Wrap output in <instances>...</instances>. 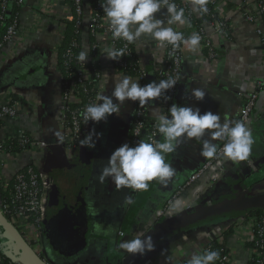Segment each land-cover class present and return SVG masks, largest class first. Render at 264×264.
Segmentation results:
<instances>
[{
  "label": "crops",
  "instance_id": "crops-1",
  "mask_svg": "<svg viewBox=\"0 0 264 264\" xmlns=\"http://www.w3.org/2000/svg\"><path fill=\"white\" fill-rule=\"evenodd\" d=\"M215 1L220 14L228 20V36L216 32L209 21H202L205 38L214 47L216 57L208 58L200 46L196 53L186 49L180 86L173 103L198 107L201 113H219L222 118L226 116L235 121L241 109L242 99L258 91L254 117L248 124L254 141L251 155L247 161L237 163L226 162L225 159L213 161L200 155V145L194 139L182 140L175 153L166 157L167 162L176 169L175 175L167 184L161 185L151 181L147 191L135 192L126 188L117 190L110 178L104 184H100L96 179L111 153L126 143L130 134L129 123L134 102L126 101L119 115L113 114L106 121L91 122L87 125L82 139L93 129L100 134L99 139L93 137L96 140L94 148L82 147L80 142L72 148H67L64 140L58 143L52 130H59L63 136L65 131L60 114V78L51 62L55 60L56 46L62 36L59 27L48 15L38 13V17L33 14L32 9L39 5L41 0H26L20 13L17 36L0 50V104L15 94L20 105L16 116L7 119L0 128V139L26 132L40 146L34 149L35 151L1 153V174L4 179H10L26 165L35 164L42 173L57 181L71 179L73 188L77 187V183L82 184V194L77 197L70 192L69 195L63 196L59 189H53L49 193L47 208L52 193L60 192L64 200L62 203L58 202L60 208L55 207L60 218H63L67 211L74 217L68 222L76 224L80 219L77 216L84 214L88 228L80 246L75 249V257L62 260L61 263L76 261L79 264H119L126 253L118 250L117 245L122 240L134 238L139 231L145 233L153 226H159L162 222H168L178 216H194L204 210L237 204L264 195V20L260 16L253 22L246 18L245 10L257 14L258 0ZM83 2V22L87 24L90 6L88 0ZM63 8L61 0H58L56 10L59 15L62 14ZM189 8L193 15L200 16L192 11L190 2ZM258 29L262 34L257 33ZM178 30L186 37L193 32L198 33V29L188 25L181 26ZM94 39L104 46L107 45L105 34H97ZM81 44L82 50L88 52L89 32L85 28L81 33ZM134 47L140 63L152 73L162 59V49H159L155 42L147 40L143 47ZM153 52L158 59L152 58ZM103 55L104 53L100 60L101 68L104 73L109 74L108 82H105V78L103 80V90L104 94L108 95L113 89L111 77L124 74L112 70V61ZM197 60L200 62L195 63ZM195 88L205 91L203 100L196 101L191 97L190 91ZM161 103L159 100L152 106L161 112ZM149 113L153 116L150 109ZM221 142L215 141L218 146ZM210 161L209 169L204 170L194 182L177 192L178 188L184 185L188 175ZM221 166L223 172L212 182V174ZM65 193L68 194V191ZM72 196L73 201L70 202ZM128 196L132 198L133 203H125V197ZM174 196H178L186 204L180 210H174L171 216L164 217L162 210ZM74 200L75 203H72ZM247 210L240 208L212 212L177 228L161 232L153 238L154 251L147 252L144 256L139 255L135 264H174L176 261L187 264L192 254L200 252L214 239L218 238L222 242L220 235L226 228L225 223L228 225L231 220L243 216ZM71 227L77 232L75 225ZM203 232L210 233L211 238H200V233ZM0 233L8 236L1 225ZM185 236L187 239H184ZM74 237L79 236L72 238ZM0 239L4 244L10 245L4 242L6 239L1 236ZM224 244L226 248L234 251L236 264H247V242L241 240L236 231L232 230L228 234Z\"/></svg>",
  "mask_w": 264,
  "mask_h": 264
},
{
  "label": "clouds",
  "instance_id": "clouds-1",
  "mask_svg": "<svg viewBox=\"0 0 264 264\" xmlns=\"http://www.w3.org/2000/svg\"><path fill=\"white\" fill-rule=\"evenodd\" d=\"M207 3L208 0H190V7L193 12L203 14L208 10ZM100 8L108 33L114 40L125 42L124 47L119 49L107 46L102 49L103 56L108 60L119 61L124 57L127 45L135 44L139 49L145 45L146 40L155 42L159 49L170 45L173 53L181 45L192 53L199 50L201 42L199 33L193 32L185 37L182 31L178 30L181 26L189 25L190 21L185 17L184 8L178 7L175 0H102ZM88 57L89 53L81 50L76 59L85 64ZM152 58L158 59L155 52L152 53ZM104 76L107 83L109 74L104 73ZM111 80L113 82L111 93L104 94L102 88L95 100L86 105L80 113L84 123L106 121L113 114L119 115L126 101L138 102L140 107L148 106L151 110L156 120V133L162 140L156 139L154 134L147 140H139L135 146L124 143L116 148L96 177L100 184H104L110 178L117 190L126 188L133 191H147L151 181L166 185L176 173V169L167 162L166 157L175 153L182 140L194 139L198 142L200 155L204 158L222 156L226 162L232 163L249 159L254 141L252 131L246 123L233 121L226 116L222 118L221 114L212 111L201 113L198 107L176 103L171 104L167 114L152 106L160 99L165 102L171 99L166 93L178 84L179 75L158 81L152 80L144 85L139 83V79H133L128 75L113 76ZM190 95L196 101H201L205 97V91L200 88L191 89ZM52 132L58 143H62L63 134L59 130ZM136 135H140L139 128ZM94 136L99 139L100 134L93 129L80 140V145L94 148L96 144ZM215 141H223L222 147ZM125 203H133L132 198L125 197ZM200 238L210 239L211 235L203 232L200 233ZM117 249L127 254L144 256L147 252L154 251L155 244L151 235L141 234L132 239L122 240ZM219 259V251L205 250L192 254L187 264H214Z\"/></svg>",
  "mask_w": 264,
  "mask_h": 264
},
{
  "label": "built area",
  "instance_id": "built-area-1",
  "mask_svg": "<svg viewBox=\"0 0 264 264\" xmlns=\"http://www.w3.org/2000/svg\"><path fill=\"white\" fill-rule=\"evenodd\" d=\"M1 1V0H0ZM210 2L207 3V12L203 14H199L200 17L203 16L204 18H212L213 20L209 21L214 30L220 33L222 36H228L229 27L225 22V17L221 14L216 15L213 11H211V6L217 7V2L215 0H209ZM57 2L58 0H41L40 4L34 7L33 14L38 16V13L48 15L51 18V21L57 24L58 19L65 18L67 20H74L73 12L76 15L75 23L77 26L81 25V29L84 28L89 32L93 31L95 26L102 28L103 33L107 36V47H115L117 49L124 47L125 42L123 40L116 39L114 40L113 37L107 31V25L105 23V18L101 17L97 13L95 15L89 14V18L87 20V24H84V5L83 0H71L69 3H65L64 0H61L63 4V12L61 15L57 12ZM190 0H181L177 3L178 7H183L185 13L191 12L189 8ZM18 5L25 6L26 0H16ZM1 6L5 8L7 6L5 0L1 1ZM257 14H252V12L246 11V18L250 22L255 21V18L260 16H264V1H260L257 3ZM257 15V16H256ZM264 19V17H263ZM63 23L57 24L59 27L60 33L62 31ZM19 28L17 27V21L15 20L12 24H10L7 28V35L6 39L7 42L11 41L15 36H17ZM198 33L201 36L200 47L202 50L205 51L206 56L208 58H215L216 53L215 49L210 43L208 39L205 38L203 29L200 28ZM258 34H262L261 30H257ZM186 37V36H185ZM262 42L264 43V37L262 38ZM121 44V46H119ZM135 44H129L125 48V56H130L132 54V46ZM93 48H97L99 46L100 50L105 47L100 42L98 45L93 44ZM158 46V45H157ZM2 47V45H0ZM2 49V48H1ZM0 49V50H1ZM162 62L157 64L154 67V72L156 74V80L160 79H167L169 76L176 77L177 75L180 76L181 79V69L183 65L184 55L186 49L183 45L179 49H177L174 53L170 45L166 46L162 49ZM56 52V51H55ZM68 56L70 57V50L67 51ZM103 52V51H102ZM88 61V60H87ZM54 70L56 71L55 67V60L51 62ZM127 63L121 58L119 61H112L111 67L112 70L115 72H120L118 67H126ZM101 68V66H100ZM133 71L136 72L135 77L139 79V83L141 85L147 84L145 81V67L142 63H140L139 59L137 63L132 68ZM57 72V71H56ZM58 73V72H57ZM121 73V72H120ZM68 78L63 79V76L58 73L60 85H59V94L62 100V105L60 109L61 114V124L64 128V141L65 145L68 148L76 147V145L80 142L83 137L85 128L88 124L92 121H88L84 123L82 116L80 113L88 105L90 102L95 100V97L98 93L101 92L102 88L104 89L103 80L105 78L104 71L102 68L95 72L94 78L97 82V86L95 91L90 96H85V104L83 105L82 109L78 108H71L70 104L73 102H81L82 97L80 98L79 94L80 91H87L86 83H88L91 75L86 68L79 72L70 71L68 73ZM180 81L178 84L171 90H169L166 94L171 97L170 100L165 102L163 99H160L162 102V110L163 114H167V109L171 106L174 99L177 97L178 89L180 86ZM260 85V83H259ZM259 97V92L254 91L248 95H246L242 100V105L240 112L237 115L235 121H241L246 123L247 125L250 123L252 118L254 117V109L257 105ZM19 102L17 100H12V97H7L4 102L0 104V119L6 121L7 119L13 118L16 116L19 108ZM66 114L69 117H66ZM150 113L148 106L140 107L138 102H134L133 112L129 123V135L126 139V143L130 146H135V144L139 140H147L149 136H153L155 134V138L158 139L160 135L156 133L155 124L156 120L155 117L153 119L150 118ZM149 117V118H148ZM68 122V123H67ZM66 123L68 126H66ZM139 128L140 135L137 136L136 132ZM15 136L22 140L23 133H18L16 135H9ZM8 136V137H9ZM223 141L219 145L222 147ZM40 145L34 143L32 145L31 150L35 151L34 149L38 148ZM1 154V153H0ZM224 159L222 156H218L217 158H213V161ZM211 165V161L201 167L194 173L188 175L185 179L184 185L182 188H178L179 192L184 187L190 185L194 182L201 173L209 169ZM36 165H30L25 171L17 172L12 177L15 181L13 187V194L11 199H0V212L4 216H9L10 218L7 220L11 223L13 227L20 226L24 224L25 228H29L31 231L30 234H35L32 239L30 236H26L29 241V249L34 255L35 261L37 264H57L53 261L44 249V245L42 243V225L43 221L46 216L47 206H48V198L49 193L53 189L58 188V184L56 179L48 177L42 171L36 168ZM223 172V167H219L212 176V182L216 181L220 174ZM139 192V191H135ZM186 202H182L178 196H174L172 200H169L168 203L164 206L162 210V215L164 217H169L173 214L174 210H180L184 207ZM27 217H34L35 221L33 224H29L26 222ZM231 227L233 232L236 231L239 234V238L247 243L251 244L250 248L247 249V264H264V215L261 217H246L245 215L240 216L231 220L226 228ZM144 231H139L137 235L143 234ZM213 250L208 245L201 249L200 253L203 250ZM216 250V249H214ZM0 251L2 255L7 259L6 262H0V264H29L26 256L21 252V250L14 244L8 245L4 244L0 239ZM217 251V250H216ZM220 259L215 261L214 264H236L234 259V251L225 247L220 248ZM3 260V257H0V260ZM66 264H79L76 261Z\"/></svg>",
  "mask_w": 264,
  "mask_h": 264
},
{
  "label": "trees",
  "instance_id": "trees-1",
  "mask_svg": "<svg viewBox=\"0 0 264 264\" xmlns=\"http://www.w3.org/2000/svg\"><path fill=\"white\" fill-rule=\"evenodd\" d=\"M2 1V0H1ZM1 1H0V45L2 47L7 43L6 35H7V28L10 24H12L15 20L17 21V27L19 28L20 25V13L21 10L23 9V5H18L16 3V0H5L7 6L3 8L1 6ZM71 0H64L65 3H69ZM181 0H175L176 4L179 3ZM264 1V0H258V2ZM208 2H210L208 0ZM89 6H90V11L92 15H95L96 13L100 15L101 17L104 18V14L102 12V9L100 8V4L102 3V0H88ZM211 11H213L216 15H219L220 12L217 9V7L211 6ZM74 15V20H67L65 18H60L58 19L57 24L63 23L62 31H61V40L56 46V52H55V69L58 73H60L63 76V79L68 78V73L70 71L73 72H79L86 68L89 72V75H91L88 83H86L87 91H80V98L82 97L81 102H73L70 104L71 108H80L82 109L83 105L85 104V96H90L94 93L95 88L97 86V82L94 78L95 72L99 71L101 68L100 60L103 52L100 50L99 46L97 48H93V44L98 45V42L94 39V37L97 34L103 33V29L96 27L94 30L91 32L89 31V57L88 61L84 64L79 62L76 57L78 53L82 50V44H81V25L77 26L75 23L76 15L73 12ZM185 17L188 21H190V24L188 26L190 27H195V29H198L199 31L200 28H202L201 24L202 21H211L213 20L212 18H204L203 16L196 17L193 15L192 12L185 13ZM264 17V16H263ZM262 18V20H264ZM225 22L228 23V20L225 19ZM264 22V21H263ZM56 24V25H57ZM121 46V44L119 45ZM0 47V49L2 48ZM68 50H70V57L68 56ZM122 59L127 63L126 67H118L119 71L128 76H133L135 77L136 72L132 70L134 68V65L138 61V56L135 51V47L132 46V54L128 57L125 56L122 57ZM145 81L148 83L152 80H156V74L153 71L152 73H149V71L145 68ZM12 100H17L18 97L15 94L11 95ZM163 113V110L161 111ZM66 117L68 118L69 115L66 114ZM149 118V117H148ZM153 116H150L149 119H153ZM68 123V122H67ZM66 123V126L68 124ZM5 124V121L0 119V128H2ZM23 139L19 140V138L15 136H9L3 139H0V153H10V154H16V153H21L25 151H29L32 148V145L35 143V140L30 137V135L26 132L23 133ZM162 137L160 136L158 139L160 140ZM29 165H26L22 169H20L18 172H23L25 171ZM1 169H2V164L0 161V199H11L12 197V192H13V187H14V179L11 177L10 179H4L2 174H1ZM36 170V168H34ZM38 169V168H37ZM244 215L246 217H261L264 215V207H258V208H251L248 209L247 211L244 212ZM5 219H9L10 217L7 215L5 216ZM7 219V220H8ZM35 221L34 217H27L26 222L29 224H33ZM30 228V227H29ZM29 228H25L24 224H21L20 226H15L14 229L21 234V236L24 238L25 243L29 245L27 237L30 236L34 237L35 234H30L31 231ZM232 231L231 227H228L226 230L223 231V233L220 235L221 240L218 238L214 239L211 243H209V247L211 249H216L217 251L225 247V239L228 236V234ZM251 244L253 243H247L246 248H250ZM207 250V249H205ZM203 250V251H205ZM3 257V260L1 259L0 262H6L7 259L2 255L0 251V257Z\"/></svg>",
  "mask_w": 264,
  "mask_h": 264
},
{
  "label": "flooded vegetation",
  "instance_id": "flooded-vegetation-1",
  "mask_svg": "<svg viewBox=\"0 0 264 264\" xmlns=\"http://www.w3.org/2000/svg\"><path fill=\"white\" fill-rule=\"evenodd\" d=\"M70 180L71 179H66L60 182V180L57 181L56 179L57 184H58L57 189H59L58 191H61V194L63 196L69 195V192L70 194L74 193L76 197L79 196V194L81 195L83 191L82 184L77 183V187L73 188L74 186L72 185ZM65 191H68V194H66ZM62 195H60V192L52 193L50 205L47 208L46 216L43 221L42 231H41L42 243L44 245V249L46 253L48 254V256L53 261H55L57 264H63L61 263L62 260L66 261L68 259L75 257L74 255L76 254L75 249L80 246V243L83 241L86 235V231L88 230L86 223H85L86 221L84 220L85 219L84 214L80 213L79 216H77V218H80V219L76 224H73L72 221L68 222V220L72 218L73 215L70 216V213H68L67 211L65 212L63 210L65 212L64 216L63 218H60L58 214L59 211H56L55 207H59L60 204L58 202H61L64 200V197H62ZM72 199H73V196L70 197V202L73 201ZM72 203H75V200ZM74 225H75V228L77 229V232L71 227ZM80 226L82 227L80 228ZM73 236H79V237L72 238Z\"/></svg>",
  "mask_w": 264,
  "mask_h": 264
},
{
  "label": "water",
  "instance_id": "water-1",
  "mask_svg": "<svg viewBox=\"0 0 264 264\" xmlns=\"http://www.w3.org/2000/svg\"><path fill=\"white\" fill-rule=\"evenodd\" d=\"M264 206V195H259L256 197H252L246 200H243L237 204H228V205H223L219 207H214L208 210L201 211L197 213L194 216H178L168 222H162L159 226L157 225L156 227H152V229L147 230L145 235H151L152 238L156 237L159 235V233H163L169 229L172 228H177L179 225L185 224L191 220H194L196 218L201 217L202 215L205 214H210L212 212H217V211H232V210H237V209H242L246 210L249 208L253 207H263ZM0 225L6 230L9 238L11 239L12 243L16 245L21 252L26 256L29 264H37L35 261L34 255L30 251L28 245L25 243L24 238L21 236L20 233H18L14 227L11 225L7 219L1 214L0 212ZM139 255H132V254H125L124 258L119 264H135L137 261ZM174 264H183L181 261H176Z\"/></svg>",
  "mask_w": 264,
  "mask_h": 264
},
{
  "label": "rangeland",
  "instance_id": "rangeland-1",
  "mask_svg": "<svg viewBox=\"0 0 264 264\" xmlns=\"http://www.w3.org/2000/svg\"><path fill=\"white\" fill-rule=\"evenodd\" d=\"M227 223V222H226ZM226 223H225V225H224V227H226L227 225H226ZM0 236H1V238H4V239H6V240H4V242H7V243H9L10 245H12V241H11V239L9 238V236H7V235H4V234H1L0 233ZM6 244V243H5Z\"/></svg>",
  "mask_w": 264,
  "mask_h": 264
}]
</instances>
